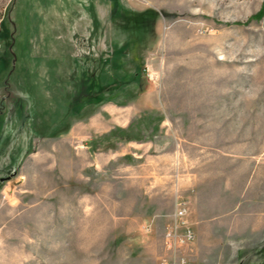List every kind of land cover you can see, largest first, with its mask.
Instances as JSON below:
<instances>
[{
	"label": "rangeland",
	"instance_id": "obj_1",
	"mask_svg": "<svg viewBox=\"0 0 264 264\" xmlns=\"http://www.w3.org/2000/svg\"><path fill=\"white\" fill-rule=\"evenodd\" d=\"M263 10L0 0V264H159L179 195L194 264H264ZM86 74L118 88L72 108Z\"/></svg>",
	"mask_w": 264,
	"mask_h": 264
},
{
	"label": "built area",
	"instance_id": "obj_2",
	"mask_svg": "<svg viewBox=\"0 0 264 264\" xmlns=\"http://www.w3.org/2000/svg\"><path fill=\"white\" fill-rule=\"evenodd\" d=\"M173 222L164 232L163 249L159 264H194L192 262L193 245L197 239V233L189 219V204L185 197L177 196ZM147 231L151 225H147ZM204 264V263H198Z\"/></svg>",
	"mask_w": 264,
	"mask_h": 264
},
{
	"label": "crops",
	"instance_id": "obj_3",
	"mask_svg": "<svg viewBox=\"0 0 264 264\" xmlns=\"http://www.w3.org/2000/svg\"><path fill=\"white\" fill-rule=\"evenodd\" d=\"M7 65L8 64H6V62L4 63L3 61H0V109L2 108V106H4V108L0 110V134H6L7 132L11 131L13 125L15 124L14 122H17L12 118V115L8 112L9 109L7 108L9 102H12L13 100H16L18 98V96L15 97L12 94H8L6 91V87L9 86L8 79L10 74ZM22 119H26V114L23 115ZM3 139H5V136L0 135V158H3V148H1ZM13 153V151L11 153H8V157L6 158V163L4 164V167L0 168L1 181H3L4 179L2 172H4L6 165H8L9 163H14L12 157Z\"/></svg>",
	"mask_w": 264,
	"mask_h": 264
},
{
	"label": "trees",
	"instance_id": "obj_4",
	"mask_svg": "<svg viewBox=\"0 0 264 264\" xmlns=\"http://www.w3.org/2000/svg\"><path fill=\"white\" fill-rule=\"evenodd\" d=\"M116 5L114 3H111V8L113 7V9H116L115 7ZM264 10L262 12H260L258 15H256V17H259L263 14ZM100 22L95 23L94 22V26L95 28H98ZM89 69V67H88ZM87 69V71H89ZM88 75L86 74L80 85L79 86V92L76 94V96L73 98L71 105L72 108L79 107L80 105H82L84 101L88 100L91 101L93 99V101L99 102V101H103L106 100L110 97H106V98H101L103 97L106 92H113L116 91V89L118 88L117 85L115 84V82H113L114 84L112 85V87H109L110 85H108L107 83H102L100 79H95L94 75L87 77ZM74 106V107H73ZM76 107V108H77Z\"/></svg>",
	"mask_w": 264,
	"mask_h": 264
}]
</instances>
